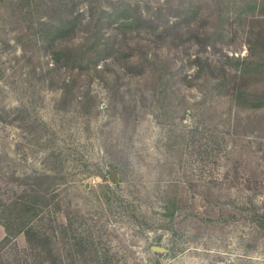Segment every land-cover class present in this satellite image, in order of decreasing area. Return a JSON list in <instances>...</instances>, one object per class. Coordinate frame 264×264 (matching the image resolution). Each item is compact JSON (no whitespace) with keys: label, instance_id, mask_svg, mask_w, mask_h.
Instances as JSON below:
<instances>
[{"label":"rangeland","instance_id":"374dc122","mask_svg":"<svg viewBox=\"0 0 264 264\" xmlns=\"http://www.w3.org/2000/svg\"><path fill=\"white\" fill-rule=\"evenodd\" d=\"M0 211V264H264V0H0Z\"/></svg>","mask_w":264,"mask_h":264},{"label":"trees","instance_id":"16d2710c","mask_svg":"<svg viewBox=\"0 0 264 264\" xmlns=\"http://www.w3.org/2000/svg\"><path fill=\"white\" fill-rule=\"evenodd\" d=\"M246 93L239 92L237 99L238 101H248L253 102L257 101V97L250 98ZM247 99V100H246ZM256 107V106H254ZM36 205L37 201H34V203H28V202H21L16 203L15 207H13L14 211H11V215H9L8 219L5 223H3V226L8 234V236L11 237L9 234V231L13 229L10 223L17 222L19 225L18 234L23 233L25 235L26 241L28 245L34 249H39V251H43V253H46V257L50 259H55L54 257V251L52 248H50V245L52 244V236L48 232L42 230L37 225L33 224L34 217L36 216ZM5 210H9L11 206H3ZM1 212V211H0ZM42 253V254H43ZM51 264H56L54 260H51Z\"/></svg>","mask_w":264,"mask_h":264},{"label":"crops","instance_id":"0c3cea01","mask_svg":"<svg viewBox=\"0 0 264 264\" xmlns=\"http://www.w3.org/2000/svg\"><path fill=\"white\" fill-rule=\"evenodd\" d=\"M5 235H6V233H5V231H4V228H2V227L0 226V240L3 239V238L5 237Z\"/></svg>","mask_w":264,"mask_h":264}]
</instances>
